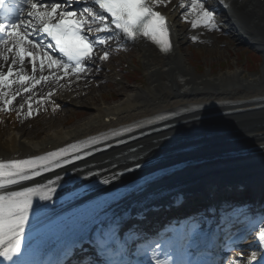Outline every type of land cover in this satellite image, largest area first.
<instances>
[{
    "label": "bare ground",
    "instance_id": "obj_1",
    "mask_svg": "<svg viewBox=\"0 0 264 264\" xmlns=\"http://www.w3.org/2000/svg\"><path fill=\"white\" fill-rule=\"evenodd\" d=\"M210 1L218 7L221 6L225 14L226 23L222 19H217L218 29L222 23L225 28L226 25H230L235 31L231 30L232 40L242 44L248 39L264 53V0H223V4L219 0H208ZM187 2L188 0H185V3ZM180 3L181 0H170L166 5L157 6L169 22L173 45L171 53H160L148 40L143 38L134 42L126 38L124 41L133 45L137 57L144 62L149 78V86L146 90L137 87H118L119 84L108 82L116 76L114 71H119V67L115 58L100 59L103 52L95 56L91 65L92 69H87L84 73V77L88 76V79H79L80 77H74L70 73L64 75L59 71V67L49 68L47 59L44 57V68L37 71V77L42 75L50 78L43 80L41 85L35 86L33 93L38 96L34 97L29 104L24 99L31 94L21 97L18 100L19 104L14 105L10 115H5L6 111L3 106L1 108L0 103V159L10 160L15 157L39 155L71 141L99 133L111 126L131 123L161 111L177 114L182 110L189 111L196 107L228 101L235 105L216 109H208L211 108L208 107L204 108L205 110L182 116L170 122V124L179 123V125L167 132L145 137L123 149L99 155L82 166L70 169L69 171L73 173L69 176L71 177L69 180H59L57 184L54 183L47 187L63 186L68 182L86 177L88 174L109 175L108 180L112 181L115 178L113 177L115 174H112L131 159L140 156L157 158L162 154V160L170 161L175 157L173 152L191 146H197V149L186 155L179 154L177 158L183 156L206 158L219 142L226 139H237L233 143H226L225 149L228 150L237 151L264 145L262 125L264 112H261L264 108L254 109L264 104V101H253V99L264 98V65L263 72L249 77L245 75V71L241 72L239 69L221 72L218 76L210 75L211 72L200 77L195 75L189 66L192 61L190 62L187 58V50L183 47L186 39L192 36L203 39L201 46H211L209 50L205 47L207 53L216 52L217 55H222L228 49L221 50L219 45L217 46L216 35L203 31L205 27L193 28L194 16L189 14L187 9L179 7ZM208 6L211 7V4ZM204 7L209 8L205 5ZM182 21L188 22L183 24ZM111 44L109 48L101 45L99 49L113 54L115 45L119 43ZM45 51L47 50L44 49L43 54ZM128 52V55L132 56V52ZM3 56L0 54V69L5 62ZM11 59V56L8 57V60ZM27 64V59L23 60L22 64L19 59H16L15 74L17 71H26ZM96 67L101 70L99 71ZM57 77L62 78L57 79ZM105 81H107L105 83L107 87L114 89L110 92L112 98L118 99L114 105H99L98 99L93 94L94 91L100 93L99 90L104 88ZM104 95L102 93L101 96ZM36 98H44V100L35 104ZM67 103H71L70 107L72 104L83 106L86 111L65 110ZM21 106H23V111H20ZM30 110L32 113L38 111L37 117L41 116L44 123L36 121L37 118L32 121L25 118L24 114L28 115ZM226 110H238L239 113L222 117H207ZM64 115L66 119L62 118ZM72 118L77 121L72 123ZM40 125L43 128H40ZM226 131L229 133L225 134ZM209 135L212 136L208 138ZM162 145H165V150L156 152L155 149ZM209 145L213 146L211 150L208 148ZM135 147L137 150L129 153L130 149ZM244 159H246V166L243 167L242 162H228L227 170L247 177L254 174L253 171L245 169L247 167L256 166L264 171V152L249 153ZM63 173L57 174L56 177L60 179ZM251 192L247 190L245 194L250 195ZM145 195L146 193L136 197H126L120 203L110 206L107 209L108 217L121 215L126 206L128 209L136 203L137 198ZM190 203L192 206L197 205L195 198L190 199ZM191 205L186 207H191Z\"/></svg>",
    "mask_w": 264,
    "mask_h": 264
},
{
    "label": "snow or ice",
    "instance_id": "obj_2",
    "mask_svg": "<svg viewBox=\"0 0 264 264\" xmlns=\"http://www.w3.org/2000/svg\"><path fill=\"white\" fill-rule=\"evenodd\" d=\"M170 0H89L90 6L85 8L73 9L72 0H0V18L9 19L16 15L17 20H11L9 23H0V43L8 44L6 51L11 53L13 48L16 49V57L20 63H23L25 55L31 57L33 71H35L36 56L35 50L41 49V45L35 39L37 34L50 38V42L45 46L47 49L58 51L64 59H56L53 55L44 52L47 59L48 67H60L65 75H68L69 68L75 72L85 70L84 61L92 59L93 49L97 44L105 45L112 38V33L116 36L127 38L130 41H136L139 38H147L159 48L169 53L173 45L169 39V26L167 18L155 9L157 6L166 5ZM223 4V0H219ZM30 5L26 19H19L17 10L23 11L21 5ZM227 7V5H225ZM181 8L188 10L189 14L194 16L192 27H206L215 30L218 25L215 21V10H208L204 7L202 0H181L179 5ZM79 13V14H78ZM187 18V17H186ZM91 24L99 26L93 29ZM87 31L108 33L105 37L90 39L86 34ZM193 39H196L193 37ZM54 42V43H51ZM25 44L31 46V50L25 51ZM109 53L104 52L100 57L107 60ZM3 59L8 60V56L4 55ZM13 64L16 59H13ZM40 68H44V60H41ZM11 67L7 73L0 72V88L9 86L8 77L12 76ZM50 77L43 76L41 79L48 80ZM62 77H57L60 79ZM31 77L19 76L22 83ZM36 80L35 83H39ZM24 91H30L25 88ZM19 94V93H17ZM0 95L7 97V93L0 92ZM12 99L5 98L4 103L10 105ZM30 107V105H29ZM31 116V110L28 112ZM125 129L124 131H129ZM115 132L114 135H120ZM96 139H92L90 143H98ZM72 151H79L77 147H73ZM68 155L66 150L49 153L47 156L33 160H9L0 161V257L7 261H13V257L17 259L14 264H26L20 258L21 246L24 239L25 226L28 223L29 214L32 211L33 198L39 196L42 200H50L51 193L55 189L44 191L45 186L38 188H24L21 191L10 190L13 186L20 184L22 181L30 180L34 176L40 175V169L48 170L53 163L58 167L60 157ZM139 167V165H137ZM51 184L52 182L49 181ZM108 183V181H105ZM264 224V221H261ZM193 229L197 226L193 225ZM259 241L264 245V227H261L258 236ZM253 260H256V253H253ZM152 260L155 264H172L167 259L157 258V253H152ZM260 261H264L261 256ZM259 264V262H257Z\"/></svg>",
    "mask_w": 264,
    "mask_h": 264
},
{
    "label": "rangeland",
    "instance_id": "obj_3",
    "mask_svg": "<svg viewBox=\"0 0 264 264\" xmlns=\"http://www.w3.org/2000/svg\"><path fill=\"white\" fill-rule=\"evenodd\" d=\"M219 34V46L218 44L217 46L223 51L227 49L223 47L225 43H228L227 46L229 47L228 51H224L225 54L222 55H217L216 52L207 53L205 47L208 46H201L202 40L197 37H195L196 39H193L192 36L190 38L191 41L188 42L189 39H186V41L184 42L183 47L187 50V58H189L190 62L192 61L189 66L195 75L200 77L211 72L210 75L218 76L221 72L225 73L228 71L239 69L240 71H245V75L249 77L251 74L255 75L262 72L264 63L263 59L259 56L261 55L264 58L262 53L255 52V48L234 42L233 40H231V38H229L228 35H226L222 31H220ZM210 47H208L207 50L211 49ZM117 51L118 52L115 53V56H113L114 58H117V65L118 67H120L119 72L117 71L119 73L117 80H121L122 75H126V70L130 67H137L140 69L139 75L127 74L121 86H135L137 88L144 87V89H147L149 78L146 74V68L145 65H143V62L140 61L137 57L135 50H132V56H129L128 53L122 50L117 49ZM112 81H115V78ZM133 81L136 82L134 83ZM139 82H141L142 84H140ZM113 91L114 89L110 88L109 86L107 87V84H105L104 88H102L101 91L99 90L100 93H98V91H94L93 94L95 98L98 99L99 105L109 106L114 105L117 102L116 100H118L112 99L110 92ZM102 93L105 95L101 96ZM70 105L71 103H67V105H65V110L73 109V111H86L83 106H74L72 104V106L70 107ZM62 118L66 119V115H64V117ZM32 120H34V118ZM42 120L43 118L41 116L36 119V121H38L39 123H44V121ZM72 121V123H74L77 120L75 118H72ZM41 125L43 126V124ZM42 126L40 128H43Z\"/></svg>",
    "mask_w": 264,
    "mask_h": 264
}]
</instances>
